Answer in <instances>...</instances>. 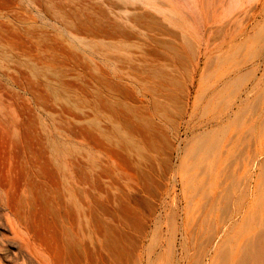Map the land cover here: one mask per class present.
Here are the masks:
<instances>
[{
  "label": "rangeland",
  "instance_id": "rangeland-1",
  "mask_svg": "<svg viewBox=\"0 0 264 264\" xmlns=\"http://www.w3.org/2000/svg\"><path fill=\"white\" fill-rule=\"evenodd\" d=\"M123 1L0 0L25 264H264V0Z\"/></svg>",
  "mask_w": 264,
  "mask_h": 264
},
{
  "label": "bare ground",
  "instance_id": "bare-ground-1",
  "mask_svg": "<svg viewBox=\"0 0 264 264\" xmlns=\"http://www.w3.org/2000/svg\"><path fill=\"white\" fill-rule=\"evenodd\" d=\"M134 1H137V0H124L123 2L125 5L129 6V5H133L134 3H136ZM138 1H141V0H138ZM181 1L182 0H160V1L152 0V2L148 3V5L151 8H154L155 3L160 2L163 5H167V6H171L175 8L179 5V2ZM73 155L74 154H72L71 152L69 153L70 158H72ZM63 163L61 164L55 163L54 165L55 169L59 170ZM2 208L3 207L0 206V264H20V263L25 264L28 262V259H31L32 257L30 253V249H29L30 239L24 238L22 234H20L18 230L19 227L14 223V220L12 219V212L10 208L7 209L6 213H4L5 210H3ZM1 209L4 212L1 211ZM37 264L39 263L37 262Z\"/></svg>",
  "mask_w": 264,
  "mask_h": 264
}]
</instances>
